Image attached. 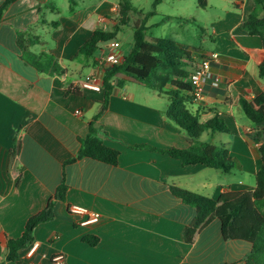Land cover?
I'll list each match as a JSON object with an SVG mask.
<instances>
[{
	"label": "crops",
	"instance_id": "obj_1",
	"mask_svg": "<svg viewBox=\"0 0 264 264\" xmlns=\"http://www.w3.org/2000/svg\"><path fill=\"white\" fill-rule=\"evenodd\" d=\"M119 1L15 0L0 19V264H56L52 257L58 254L64 264H245L250 244L224 240L215 219L196 232L192 243L183 241L182 231L196 211L171 188L216 200L224 191L255 187L261 161L258 145H250L247 134L258 126L239 104L241 98L264 94L256 63L260 41L241 27L254 0H206L205 8L197 6L213 10L211 18L200 21L210 29L201 40L209 41L206 47L174 39L160 22L155 24L160 35L150 41L168 38L188 49L194 61L186 67L189 72L209 54L218 55L210 67L218 83L208 81L201 99H191L188 109L201 121L215 116L223 121L227 133L206 131L197 141L227 149L238 159L234 170L244 182L229 181L226 175L234 170L224 174L201 164L182 165L160 153L187 148L186 136L162 114L166 97L139 86L131 90L126 81L135 80L122 75L95 121L103 145L118 152L117 164L77 158L80 139L87 136L103 100V90L78 87L94 70L99 46L89 57L77 55L78 49L95 29L114 28ZM193 3H174L179 27L192 18L187 10ZM116 40L127 55L132 42L117 35ZM46 56L57 60L63 72H41L36 66ZM141 146L152 149H136ZM62 181L67 190L63 200L55 198L54 219L34 229L35 254L28 257L25 249L15 262H7L6 240L21 236L26 221L46 207ZM72 206L100 218L81 225L84 217L70 214ZM89 236L98 239L96 245L83 242Z\"/></svg>",
	"mask_w": 264,
	"mask_h": 264
},
{
	"label": "trees",
	"instance_id": "obj_2",
	"mask_svg": "<svg viewBox=\"0 0 264 264\" xmlns=\"http://www.w3.org/2000/svg\"><path fill=\"white\" fill-rule=\"evenodd\" d=\"M14 1L5 0L0 5V19ZM159 1L155 0V3ZM196 4L200 8H205L207 5L206 0H196ZM234 7L237 8L238 5ZM72 11L73 9L70 8V12ZM150 16L151 14L143 15L137 12L130 0H120L117 4V16L114 18L116 25L113 30L95 29L89 39L79 47L77 55L89 57L95 52L99 43L116 39L121 27L130 25L133 30L129 52L122 56L119 63L108 70L103 77L101 89L103 100L100 110L93 122L89 123L87 136L80 139L77 158H90L112 166L117 164L118 152L103 145L95 121L106 110L108 98L112 90L120 85L119 76L122 75L134 79L159 96L166 97L168 104L162 114L186 136L187 148L159 150L160 153L168 154L179 160L182 165L201 164L224 174L231 173L237 167V158L229 156L228 150L223 146L197 141L206 131L227 133L228 129L218 116L201 121L196 113L188 109L193 88L189 82L191 72L186 67L194 64L191 52L172 39L157 38L152 42L147 41L146 22ZM241 27L249 36L257 37L260 41L259 56L256 57V53H252V56L256 57L259 77L264 78V0H254V8L246 16ZM36 67L50 75L63 72L57 60L50 56L37 63ZM239 104L246 118L258 126L256 131L247 134L249 144L258 145L257 152L261 161L254 176V189L224 191L216 200L174 187L171 188V192L196 211L193 221L182 231V239L186 244L192 243L196 232L215 219L219 223L224 240L244 241L250 244L251 250L245 257V264H264V94H259L250 100L241 98ZM140 148L152 149L146 146L136 147V149ZM73 160L67 161L66 164ZM66 190L67 185L62 181L54 198L48 201L46 207L26 221L21 236L6 240L7 262H15L19 253L33 244V232L38 225L54 219L55 198L63 200ZM97 241L98 239L92 236L83 238V242L91 246L96 245Z\"/></svg>",
	"mask_w": 264,
	"mask_h": 264
},
{
	"label": "rangeland",
	"instance_id": "obj_3",
	"mask_svg": "<svg viewBox=\"0 0 264 264\" xmlns=\"http://www.w3.org/2000/svg\"><path fill=\"white\" fill-rule=\"evenodd\" d=\"M110 2H114L116 0H109ZM119 1V0H118ZM132 6L137 12L142 13L143 15L151 14L149 19L146 22L147 31L145 33L146 40L151 41L157 34L160 35L159 26H155L157 23L165 24V31L170 33L175 37L174 39L179 40L182 43H187L192 47L203 46L206 47L209 41H203L202 39H206L208 35H210V29L208 25L202 24L200 21L205 18H211V14H213L212 9H199L196 5V0H193V4L189 5L187 12L190 13L189 20L186 23H182L181 27L180 21L176 18L175 5L176 0H160L159 3H155V0H130ZM189 0H187L188 2ZM210 3L215 2V0H209ZM162 14V16L160 15ZM170 15H174L170 17ZM165 17H170L169 20H165ZM132 19V18H131ZM179 19V18H178ZM186 26V28H183ZM113 30V29H110ZM132 33L133 30L130 25L123 26L119 29L117 33V39L121 40L124 43L132 42ZM178 34V35H177ZM87 71L84 69V72ZM86 73V72H85ZM132 79V78H131ZM134 80V79H133ZM126 81V83L130 86L131 90L135 89L136 86L139 88H144L142 84L137 81ZM133 85V86H132ZM142 90V89H141ZM229 178V181H241L244 182L242 175L238 172V170H234L233 175H226Z\"/></svg>",
	"mask_w": 264,
	"mask_h": 264
},
{
	"label": "built area",
	"instance_id": "obj_4",
	"mask_svg": "<svg viewBox=\"0 0 264 264\" xmlns=\"http://www.w3.org/2000/svg\"><path fill=\"white\" fill-rule=\"evenodd\" d=\"M99 46V47H98ZM99 55L97 57L94 70L81 78L78 87L94 92H99L102 89L103 77L105 73L110 70L114 65L119 63L123 54L120 50L119 42L116 39H111L97 45ZM218 59L216 53H211L204 57L201 61L195 64L189 77V82L193 88L191 93L192 100H199L202 97L203 88L208 81H212L216 85L219 78L212 74L210 67L213 61ZM79 115L80 110L74 112ZM69 213L72 215H81L84 217L80 221L81 225H88L95 223L99 220L100 214L79 206H72L69 208ZM38 248V244L34 243L27 248L26 255L32 257ZM52 262L56 264H64V257L61 254L52 257ZM34 264V263H32Z\"/></svg>",
	"mask_w": 264,
	"mask_h": 264
}]
</instances>
